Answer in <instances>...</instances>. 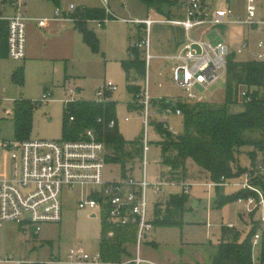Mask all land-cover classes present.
I'll return each mask as SVG.
<instances>
[{
  "label": "rangeland",
  "instance_id": "rangeland-1",
  "mask_svg": "<svg viewBox=\"0 0 264 264\" xmlns=\"http://www.w3.org/2000/svg\"><path fill=\"white\" fill-rule=\"evenodd\" d=\"M258 8L257 21L264 17V0H254ZM214 8H223L230 5L239 14L244 15L247 7V0H206ZM67 5H73L76 10L78 6L95 9L104 6L101 0H72ZM103 5V6H102ZM31 6V4H30ZM81 6V7H82ZM108 6L114 13L106 10V15L113 18L106 22L105 27L99 29L98 24L94 25L93 31L100 40V52L95 53L83 42L84 52L80 65L71 72L76 79L71 80V85L76 84L80 89L79 92L65 93L63 90L55 89L54 95L57 99L51 103L41 104L35 107L31 125L28 129L27 138L30 141H55L64 140L63 121L65 117L64 100L95 101L98 102L101 97L98 92L105 93V99L111 97L116 103V120L118 130L122 136L129 141L142 138L143 145V163L136 166L128 174L129 178L122 176L121 166L106 161L104 170V179L107 182H121L126 179L141 181L146 171L147 180L154 184L157 180H162L164 185L160 194H154L151 188L148 189V221L154 222L155 227L152 235L143 241L141 257L145 261L158 264H166L165 260L169 256L171 264H189L188 262L201 261V264H208L210 261V249L201 247V244L212 243L217 245L221 242L223 230L239 232L241 239H245L253 230L254 224L264 229V207H261L254 215V219L245 215L242 207L237 202H230L219 209H210L215 197V190L207 187L211 182L199 174L198 168L191 161L187 164V176L180 182V179L173 174L172 169L163 164L162 149L159 145L163 141L165 133L160 132L159 125L164 126L165 122L170 125L178 136L183 133V118L172 114H167L163 105L167 102L175 104L185 102V93L183 89L175 85L172 81V74L160 71L155 68V61H152L151 67L146 74L133 83L140 87V93L145 89L146 78L149 80V92L151 96L150 105V123L146 128L143 119V104L141 98L128 91V81L121 69L120 59L126 57L129 38L131 41H137L135 25L124 23L122 20L142 19L145 17L144 8L137 0H108ZM178 18L179 8L174 6ZM83 8V7H82ZM106 9V7L104 6ZM81 24L87 21L84 14H80ZM102 22V21H99ZM81 25V26H82ZM234 32L239 44L235 46V51L239 50L241 43L246 36L249 41V48L242 55H237L239 61H251L255 59L254 52L263 35L256 31H250L244 36V29L229 27ZM194 35V32H192ZM140 42L144 40L145 33L141 34ZM152 40L154 36L152 34ZM237 42V43H238ZM130 47H134L133 43ZM137 54L145 57L143 50L136 51ZM237 59V58H236ZM145 64L146 61L144 60ZM22 63V61H21ZM14 61H4L0 65V179H12L18 177L21 171V152L14 149V144L24 141L18 137V129L14 109L18 101L26 99L32 102H38L42 99L44 92L42 88L36 85L35 74H30L28 81L24 76V83L21 86L13 79L15 65L21 64ZM75 82V83H74ZM112 82L115 90L107 92L103 89L105 84ZM225 82H220L210 89L207 93L211 104L222 106L225 103ZM161 85V86H160ZM42 91V92H41ZM243 90L241 89L238 96V104L230 106L231 113H239L244 107L242 105ZM161 97V98H158ZM168 97V98H163ZM158 98V99H153ZM163 108V109H162ZM12 114V115H10ZM129 118V121L126 119ZM166 136V135H165ZM244 153L238 162L242 169H251V161L247 152L252 148H245ZM106 158V153H105ZM258 165H262V158H259ZM254 176L261 174L257 169ZM235 181V182H233ZM237 179L229 182L237 183ZM183 184L190 185L186 196V204L178 216H171L172 199H179L183 194ZM257 189V188H256ZM241 189L239 187H223L220 192L225 195H232ZM89 187H77L70 191L65 189L62 195L63 216L62 222L57 225H46L43 232L34 238L26 236L19 226L14 224H5L0 227V264H18L23 262H42L46 264H71L68 255L72 250L83 249L91 258L97 257L101 253V232H102V214L94 216L87 210H80L78 205L81 199L90 197ZM199 201L200 206L196 210L193 205ZM181 214V215H180ZM184 214V215H183ZM156 219V220H155ZM161 222L162 227H156ZM209 222L211 229L206 225ZM167 223L168 226H164ZM180 226H177L179 225ZM111 225V224H110ZM182 225V226H181ZM233 225V229L228 228ZM175 226V227H171ZM112 227V225H111ZM156 240L157 248L152 242ZM129 251L133 258L137 254L135 247L130 246ZM261 246L253 245V259L255 263L259 262ZM123 261H129L124 259ZM167 261V262H166ZM176 261V262H172ZM187 261V262H186ZM101 264L104 261L101 260Z\"/></svg>",
  "mask_w": 264,
  "mask_h": 264
},
{
  "label": "built area",
  "instance_id": "built-area-1",
  "mask_svg": "<svg viewBox=\"0 0 264 264\" xmlns=\"http://www.w3.org/2000/svg\"><path fill=\"white\" fill-rule=\"evenodd\" d=\"M106 5L108 0H102ZM183 13L182 17L162 18L160 20L147 19L135 21L137 25L145 26V38L135 45L137 50H143L147 70L155 57L151 53V28L155 24L177 26L186 32L187 43L183 53L178 57L179 64L172 70V81L183 89L187 104H206L210 102L207 93L220 82L226 81L227 61L232 54L230 48L224 44L211 45L192 36L197 30H207L219 26L233 25L249 27L259 31L264 30V20L257 21V7L254 0H248L247 17L235 18L230 7L219 10H209L203 0H169ZM27 0H0V22L7 23L8 56L13 61H23L27 55V26L28 19L23 10ZM74 11L75 7L70 6ZM56 18H62L60 9L56 10ZM99 22V21H98ZM39 27H44L47 20H37ZM100 27L105 23L99 22ZM244 44L237 51L240 55L246 49ZM258 52L255 60L264 64V41L258 43ZM107 92L115 90L112 82L105 84ZM149 80L146 78L145 89L140 93L143 104V119L146 128L150 123L151 96ZM70 93H77L75 90ZM105 93L98 92L104 102ZM242 97L248 99L243 90ZM52 96L45 93L36 107L50 103ZM74 100H64L67 110ZM167 114L182 117L181 110L165 109ZM74 119L71 118V121ZM130 119L127 118L126 121ZM115 127V122L110 128ZM164 128L175 134L174 130L165 123ZM14 149L21 152V171L18 177L0 179V227L13 223L20 227L25 234L38 236L46 225H57L62 222L63 204L62 195L65 189L70 191L77 187H89L90 197L81 199L80 210H87L97 214H106L108 222L121 227L134 226L137 234V256L121 264H158L145 261L140 255L143 241L151 237L154 225L148 221L147 192L151 188L154 194H160L164 185L162 180L150 184L146 171L141 181L132 178L121 182H107L104 179L106 167L105 145L99 141L92 130L86 131L84 138L78 141H21L14 144ZM257 169L264 172L263 167ZM255 176L250 171L238 178L237 183L222 179L221 183H210L211 190L216 187L236 186L241 190H248L256 194L237 201L245 214L250 215L264 207V195L252 185ZM190 185L183 184V193L188 194ZM264 221V218H263ZM261 235L253 238V245L259 244ZM71 264H101V256L91 258L83 249L72 250L68 255ZM18 264H24L18 262ZM27 264H46L42 262H28ZM105 264V263H104ZM118 264V263H115Z\"/></svg>",
  "mask_w": 264,
  "mask_h": 264
},
{
  "label": "trees",
  "instance_id": "trees-1",
  "mask_svg": "<svg viewBox=\"0 0 264 264\" xmlns=\"http://www.w3.org/2000/svg\"><path fill=\"white\" fill-rule=\"evenodd\" d=\"M148 9L170 18L173 14L174 3L169 0H137ZM86 21L114 20L106 15L102 9H84L82 11ZM82 25V24H81ZM83 41L95 53L100 52V41L97 35L81 26ZM7 24L0 22V44L7 43ZM135 47L129 48V58L122 62L126 74L128 91L134 96L140 95V87L136 86L134 76L141 78L146 74V64L136 53ZM8 53L0 58H7ZM15 82L23 85L24 69L19 68L13 74ZM245 90L248 99L241 102L244 109L239 113H231L230 106L238 104L240 90ZM35 105L31 101L21 100L16 104L14 115L18 129V137L26 139L31 125ZM116 103L110 98L104 102L76 100L70 104L65 112L63 121L64 140L78 141L84 138L86 131L92 130L96 138L103 142L106 149V161L118 164L122 169V176L129 178L136 166L143 163L142 138L134 141L126 140L118 130L116 120ZM164 110H181L184 131L173 136L164 126L159 125L161 134L165 133L163 141L159 143L162 149L163 164L168 165L173 174L180 179L186 178L187 164L193 162L199 174L205 176L211 183H221L222 179L235 180L250 171L257 173L258 167L264 168V64L256 61H239L235 54H231L227 61V76L225 83V103L216 104H187L167 102ZM162 108V109H163ZM71 118L74 120L71 121ZM115 122V127L110 124ZM26 141V140H24ZM245 148H252L247 152L251 161V169H242L237 164L239 158L246 153ZM262 165H258L259 158ZM252 185L264 195V172L255 176ZM223 187H216L212 209H219L230 202L256 196L248 190H240L232 195L220 192ZM186 194L179 195V199H172L171 216H178L186 204ZM258 211V210H257ZM254 212L250 214L252 220ZM181 215V214H180ZM184 215V214H183ZM156 220V219H155ZM155 227V221L152 222ZM158 222L156 227L163 225ZM260 223V222H259ZM255 223L252 232L241 240L239 232L223 230L222 241L217 247L210 248L208 264H264V229ZM101 253L105 262L125 263L124 259H133L129 251L136 243V229L112 226L108 223L106 214L102 216ZM162 225V226H161ZM164 226H170L165 223ZM177 226H180L177 225ZM182 226V225H181ZM175 227V226H171ZM110 234H112L110 236ZM261 235L260 258L255 263L253 259V238ZM154 245V243H153Z\"/></svg>",
  "mask_w": 264,
  "mask_h": 264
},
{
  "label": "crops",
  "instance_id": "crops-1",
  "mask_svg": "<svg viewBox=\"0 0 264 264\" xmlns=\"http://www.w3.org/2000/svg\"><path fill=\"white\" fill-rule=\"evenodd\" d=\"M68 1H72V0H27L24 10H23L24 16L28 19L27 55H26L25 60L22 61V63L20 61L21 64L15 65L13 74L17 69L22 68V67L24 69V76L27 78V81H28L30 74H35V77L37 79L36 86L40 89L42 88V91L44 92V94L45 93L51 94L52 96L51 102L62 99V98L57 99L55 97L54 95L55 89L60 88L65 93H70L71 91H74V90L76 92L80 91V89L77 87L76 84L71 85V80L76 79V77L73 76L71 72L74 71L76 69V66L80 65L81 63L82 53L84 52V48H83L84 41H83L82 32H81L80 14L82 13L84 9H89V8H84V6L80 5L78 6V8H81V9L75 12L76 8L74 11L70 10L71 5L70 6L67 5ZM203 2L205 6L207 7V9L209 10L215 11L219 9H224L226 7H230L235 15V18L239 17L241 19H245L247 17V7H246V12L244 13V15H241L237 11H235L230 5H227L226 7H223V8H214L213 5H209L206 2V0H203ZM102 3L106 7V9L104 8L103 5H102L103 8L100 7V8H95V9L111 11L108 4L106 5L103 1ZM140 5L144 8V14H145L144 18L131 19V20L123 19L122 20L124 23L135 25L134 29L136 30V37H134V39L137 40V41H134V40L131 41L132 38L131 37L129 38L128 40L129 46H128L127 55L126 57L120 59L119 61L126 81H127V77L122 68V62L126 61L129 58V48L132 45L131 43H133V45H136L141 40L139 36L145 33V26L137 25L134 22L147 20V19L160 20L162 18H167L163 15L158 14L153 9H148L142 3H140ZM247 6H248V0H247ZM57 9H60L62 11L63 13L62 18H56L55 13ZM172 10H173V14L170 18L172 17L178 18L179 16H177V12H175V10L177 9H175L174 7ZM178 11L180 12L178 15H182L183 12L180 9ZM257 12H258V8H257ZM111 13H112V17L116 19L114 17V13L112 11ZM37 20H47V24L44 27H39ZM262 20H264V17ZM109 21H106V22H109ZM98 23H99L98 21H87V23H85L84 25L86 26L88 30L93 31V29L95 28L94 25ZM105 24L103 27H105ZM232 26L236 28H240V29L243 28L245 31L244 36L247 35L250 31L256 30L263 35V39L260 41H264V30L259 31L257 29L238 26L236 24L219 26L217 28L207 29V30H197L194 32V35L192 36L197 39H201L204 42H207L211 45H218L221 43L226 44L230 48L232 54H235L237 60H239L237 56V52L235 51L234 48L235 46L239 44L240 41L238 42V39L235 36L234 32L229 30V27H232ZM97 27L99 29H102L99 26V24ZM152 34L154 36V40H152ZM186 43H187V37H186V32L184 31L183 28L177 27V26H171V25H162V24H155L152 26L151 28V53L155 57V59H153L152 61H155V68L156 70L160 71L159 73L160 76L163 75L161 73V71L163 70L172 74V70L179 64L178 57H180L181 54L183 53L184 46L186 45ZM244 44L247 46L245 49L247 50L249 48V41L246 36L244 37V40L241 43L239 49H241V47ZM258 51L259 50H258V44H257L254 55ZM0 53L3 55H6L8 53V46L6 42H4L2 45L0 44ZM141 58H143V56H141ZM9 60H11L9 56L3 59L0 58V65L2 62L9 61ZM144 60H145V57H144ZM254 60L255 59L251 61H254ZM152 61H151L150 67L152 65ZM14 62L19 63L17 61H14ZM138 79L139 77L137 76L133 77V80L136 83ZM109 98L111 99V97ZM158 98H161V97H158ZM158 98H153V99H158ZM163 98H168V97H163ZM23 100H26V99H23ZM26 101H30V100H26ZM229 187H233V186H228L227 188ZM196 202L198 203V205L196 208H194L195 210L199 208L200 206L199 201H196ZM210 205H211L210 209L213 211L212 204ZM242 211H243V208H242ZM108 223L111 224L112 226L121 227L111 222H108ZM7 224H13V223H7ZM206 225H207L208 234H209V229H211V225L209 224V222H206ZM123 228H135L136 229V243L134 247H135L136 252L138 253V249H137L138 230L137 228L134 226H128V227H123ZM228 228L233 229L234 227L233 225H230ZM25 235L30 238L36 237L31 234H25ZM111 235L112 234H110V236ZM101 239H102V236H101ZM153 241H155V242H152L154 243L153 246L155 248H157L158 245L163 247L162 246L163 244L158 243L156 240H153ZM220 243H218L217 245H213L212 243L201 244V247L208 248V249L213 248V247L215 248ZM100 248H101V243H100ZM141 249H140V255L142 251ZM99 255L101 256L102 261H104L102 257V253H100ZM136 256L137 254L135 255V257ZM165 260L168 261V262L166 261L167 262L166 264H171L169 263L171 261L169 256L166 257ZM203 260L204 259L196 261V262L190 261L188 263L189 264H201V261ZM124 262H127V261H124ZM172 262H176V261H172ZM182 262L183 261H179L180 264H182ZM104 263L105 264H115V263L105 262V261Z\"/></svg>",
  "mask_w": 264,
  "mask_h": 264
},
{
  "label": "water",
  "instance_id": "water-1",
  "mask_svg": "<svg viewBox=\"0 0 264 264\" xmlns=\"http://www.w3.org/2000/svg\"><path fill=\"white\" fill-rule=\"evenodd\" d=\"M197 205H198V203H197V202H195V203H194V208H196V207H197Z\"/></svg>",
  "mask_w": 264,
  "mask_h": 264
}]
</instances>
